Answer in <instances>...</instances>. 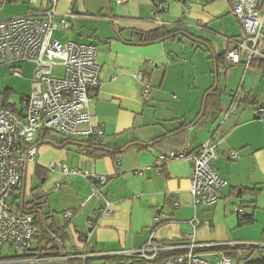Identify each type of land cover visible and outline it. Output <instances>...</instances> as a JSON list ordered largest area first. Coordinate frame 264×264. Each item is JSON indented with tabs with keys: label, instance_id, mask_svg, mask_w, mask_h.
<instances>
[{
	"label": "crops",
	"instance_id": "obj_1",
	"mask_svg": "<svg viewBox=\"0 0 264 264\" xmlns=\"http://www.w3.org/2000/svg\"><path fill=\"white\" fill-rule=\"evenodd\" d=\"M49 1L9 0L0 7V13L6 5L12 10L0 20L41 13ZM166 2L168 9L161 14L166 26L197 39L180 34L182 40L140 44L141 32L157 26L152 21L150 0H127L122 4L115 0L57 1L58 14L66 16L70 28L55 30L53 36L62 42L74 40L98 48L101 84L90 103L93 126L105 131L104 143L108 148L117 151L130 145L119 152L116 159L91 157L79 151L76 145L37 148L34 163L37 172L42 174L49 170L53 173L54 192L60 191L71 179L70 190L76 196L70 205L58 212L63 215L67 210L76 211L71 220L63 215L62 225L57 226L64 230L62 248L66 252L73 251L80 244L81 234L90 230L88 222L91 220V249L98 253L89 260L92 263L104 260L103 254L132 250L150 239L176 246L195 243L196 251L213 261L224 255L218 249L220 246L232 250L264 246V112H256L260 107L264 108V66L260 63L250 68L242 64L229 66L224 59L225 38L242 32L241 21L233 13L232 0ZM59 30L62 32L57 34ZM71 30L73 33L70 34ZM184 38L191 40L198 50L205 47L211 54L214 86L218 81L215 90L220 91V95H212L215 91L210 93L206 105L209 100L212 108L220 99L222 112L217 121L202 117L195 124L187 118L188 111L180 115L174 106L172 117H160L161 111L153 106L155 97L170 92L166 84L167 72L175 65V59L169 43L174 47L177 41L183 44ZM216 55L224 60L220 69ZM150 61L155 65L151 66ZM138 72L145 75L143 81L136 76ZM145 84L151 86L148 101L143 98ZM153 84L158 86L159 97L153 91ZM214 86L202 87L203 94L206 96ZM238 91L241 98L235 110L226 117L225 111ZM194 108L190 110L191 114H195ZM162 138L165 139L159 142ZM209 139L219 142L214 165L218 174L227 180V185L215 204L194 206L190 193L191 162L180 158L161 167L154 163L161 153L187 154ZM138 144H146L148 148L139 150ZM232 151L238 152L237 158H231ZM51 163H55L56 168L50 169ZM61 165L80 168L88 177L63 174ZM28 167L29 164L24 169L20 190L23 203ZM140 168H144L141 174L134 172ZM94 175L108 177L101 198H90ZM254 189L259 190L257 194L251 191ZM105 199L110 203L108 212ZM236 207L252 216L253 222L241 225ZM42 211L45 213L43 208ZM43 213L39 214L42 220ZM66 236L73 239L72 245L70 242L65 245ZM43 241L46 240L43 238Z\"/></svg>",
	"mask_w": 264,
	"mask_h": 264
},
{
	"label": "built area",
	"instance_id": "obj_2",
	"mask_svg": "<svg viewBox=\"0 0 264 264\" xmlns=\"http://www.w3.org/2000/svg\"><path fill=\"white\" fill-rule=\"evenodd\" d=\"M9 0H0V7ZM58 0H50L41 13L26 14L0 20V66L10 65V74L20 76L19 63L32 61L36 68L32 94L22 99V108L15 111L3 102L0 86V264H70L83 260L84 264H233L231 257L222 255L217 261L198 253V246L190 243L176 246L172 243H155L152 239L142 246L113 254L100 262H89L98 256L91 249V228L80 236V244L71 252L62 248L59 235L49 236L47 247L35 216L24 209L21 187L24 169L35 161L37 147L35 140L41 131H53L72 140L92 138L104 143L106 133L92 124L90 103L93 94L101 84V66L97 61L98 48L94 44L69 40L62 42L53 34L55 30H67L70 23L66 16L58 14ZM118 4L127 0H115ZM153 5L152 21L165 26L161 18L168 9L167 2L150 0ZM233 13L242 24V32L226 37L223 51L227 65L242 64L250 68L264 60V10L262 0H232ZM154 66V62H149ZM61 68V75L54 70ZM136 76L143 81V72ZM149 84L143 88L144 100H150ZM240 97L234 94L231 106L225 111L229 116ZM257 113L264 112L260 107ZM219 142L209 139L197 149L185 154L178 152L161 153L154 165L185 158L192 164L190 193L194 206L212 205L222 197L227 180L222 178L214 165ZM238 152L232 151L231 158ZM56 168L55 163L49 165ZM63 174H77L88 177L77 167L60 166ZM144 168L135 170L141 174ZM90 198L104 196L103 189L108 183L105 175H94ZM59 185L56 187L58 188ZM106 211L110 203L105 199ZM236 212H241L239 207ZM75 210L63 212L71 220ZM71 223V222H70ZM70 223L68 225H70ZM183 249V250H182ZM182 251L169 254L172 251Z\"/></svg>",
	"mask_w": 264,
	"mask_h": 264
},
{
	"label": "rangeland",
	"instance_id": "obj_3",
	"mask_svg": "<svg viewBox=\"0 0 264 264\" xmlns=\"http://www.w3.org/2000/svg\"><path fill=\"white\" fill-rule=\"evenodd\" d=\"M12 8L8 5L1 10L0 18H3L5 14H9ZM62 31H57L59 34ZM73 33L72 30L70 34ZM169 43V46L173 49V58L175 59V65H172L168 69L166 84L170 88V92L160 96L158 86L153 84L154 93L157 92L158 97H155L153 106L158 107L159 116L172 117V107L178 108V113L188 111L187 118L192 120L193 123L198 119V114L202 109V102L205 94H203L202 87L214 86V66L213 60L210 58L211 54L205 51V47L197 49L193 46V42L188 38H184L183 44L177 41L174 47ZM19 67L22 70L20 76H14L10 74V65L0 66V86L3 94V102L7 105L11 104L17 109L22 108L23 97L29 96L33 91L34 71L36 65L32 61H25L19 63ZM56 75H61V68L54 70ZM223 78L221 82H223ZM209 85V86H208ZM152 106V107H153ZM195 107V108H194ZM194 108L195 114H191L190 110ZM162 115V116H161ZM182 122V121H180ZM37 135L35 144H39L44 141ZM64 139L63 136L56 132L50 133L49 140L60 144ZM44 146H54L52 144H39L38 148L41 149ZM69 147H74L69 145ZM36 158V162H37ZM35 161L29 163L28 173L24 185L25 189V201L31 202L36 200L38 203H42V208L47 215L48 224L54 223L57 226L62 225L63 215L58 212L70 205L76 198L75 193L70 190L71 179L67 180L66 184H63L62 188L58 192H54L52 189L53 173L47 170L45 173L39 174L36 170ZM45 180V181H44ZM23 186V184H22ZM28 207H32V204H28ZM62 215V216H61ZM65 225V224H63ZM70 230L67 231L69 234ZM70 237V236H69ZM49 243L51 242L48 241ZM47 241H44V247L48 246ZM70 242V244H69ZM66 246L72 245L73 239H68V236L64 238ZM248 248L244 247L240 250H233L232 260L233 264H244L239 260L241 256L246 255ZM209 259H212L209 257ZM70 264H84L83 260L72 261Z\"/></svg>",
	"mask_w": 264,
	"mask_h": 264
},
{
	"label": "trees",
	"instance_id": "obj_4",
	"mask_svg": "<svg viewBox=\"0 0 264 264\" xmlns=\"http://www.w3.org/2000/svg\"><path fill=\"white\" fill-rule=\"evenodd\" d=\"M160 2H166V0H160ZM192 37H194V36H192ZM178 38L180 40H182L183 36L179 34V31L177 29L169 28L166 25L165 26H156L150 30L141 32L139 43L140 44H153V43H157V42L165 41V40H176ZM194 38L197 39V37H194ZM216 58H217V60H216L217 66L220 69L224 60L222 59V56H220V55L219 56L216 55ZM260 65L264 66V60L262 62H260ZM212 95H220V91L215 90V92L212 93ZM212 95H210V96H212ZM6 106L8 108L14 109L15 111H19V109L12 106L11 104H9V105L6 104ZM221 112H222V107H221L220 99H218V101L216 102V106H214L212 108L209 105V100H208L207 105H206V111H205L203 118H206V119L211 118V120L214 122V121H217V119L220 116L219 114ZM50 133H51V131H48V130L41 131L40 136L44 140H49ZM163 139H165V138L159 139L158 141L161 142ZM67 141H72V139L64 138L60 142V144H64ZM75 141H79V142L87 144L86 146L78 145L77 149L79 151L86 153L87 155H89L91 157H94V158H102L105 156H111V157L116 159L120 155V153H112V152L107 151L105 149L97 148V147L108 148V146L105 143L97 142L92 138L83 139V140H75ZM156 143H157V141L154 142V145ZM137 148L139 150H144V149L148 148V145L138 144ZM247 190L249 191L250 189H247ZM251 191L254 192L255 194H257L259 190L256 191L254 189ZM28 204H32V207L29 208ZM41 206H42V203H38L36 200H33L29 203L24 201V209L35 216V220H36V223L39 227L40 233L42 234V238H44V240H46L48 242L49 241V235L50 236L57 235L62 229L59 227H56L55 224L52 225V224L47 223L46 213H43ZM38 212L43 213L44 220L46 222V227H44L42 217L39 215ZM237 213L239 215V220H240L241 225L253 222V217L245 215L243 210L241 212H237ZM62 237H63V234L61 233L59 235V240H61ZM247 248H248L247 254L244 256H241L239 258V260L241 262H243L244 264H264V246L263 245H253V246H249ZM218 249L223 251L224 255L232 258L233 250L230 247L220 246V247H218ZM180 252H182V251L175 250L169 254H178ZM108 257H106V258H108Z\"/></svg>",
	"mask_w": 264,
	"mask_h": 264
},
{
	"label": "water",
	"instance_id": "obj_5",
	"mask_svg": "<svg viewBox=\"0 0 264 264\" xmlns=\"http://www.w3.org/2000/svg\"><path fill=\"white\" fill-rule=\"evenodd\" d=\"M179 34H184V35L188 36L190 39H194L192 36L188 35V34L185 33V32H179ZM217 86H218V81L216 82L215 86L210 90V92H209L208 94H206L205 99H204V102H203V107H202L201 114L199 115V117H198V119L196 120L195 124H196L197 122H199V121L202 119V117L204 116L205 111H206V101H207V97H208V95H209L210 93H212L213 91H215V89L217 88ZM43 143L52 144V145L57 146V147H65L66 145H76V146H78V145H84V146H86V145H87V144H85V143H82V142H79V141H75V140L67 141V142H65L64 144H61V145L56 144L55 142H52V141H50V140H44V141L40 142L39 144H43ZM39 144H36V147H37V148H38V145H39ZM129 147H130V145H128V146L125 147L124 149L117 150V151H116V150H112V149H110V148H105V147H97V148L105 149V150L110 151V152H112V153H119V152H123V151H125V150H126L127 148H129ZM39 214L42 215L41 212H39ZM43 225H44V227H46V222H45L44 219H43Z\"/></svg>",
	"mask_w": 264,
	"mask_h": 264
}]
</instances>
